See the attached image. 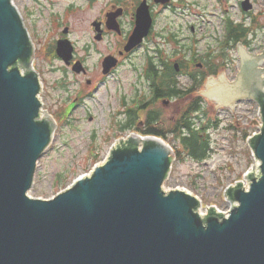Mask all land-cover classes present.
<instances>
[{
  "label": "water",
  "instance_id": "1",
  "mask_svg": "<svg viewBox=\"0 0 264 264\" xmlns=\"http://www.w3.org/2000/svg\"><path fill=\"white\" fill-rule=\"evenodd\" d=\"M243 6L252 8L250 0ZM149 25L148 9L140 8L127 49ZM71 51L60 44L63 57ZM239 54L236 81L212 77L202 91L216 109L247 99L261 108V130L249 140L258 172L246 176L248 187L229 185L228 214L215 205L203 214L191 192L165 191L171 146L135 133L92 174L53 198H35L29 192L56 123L42 113L34 45L20 11L0 0V264H264V51L240 44ZM115 64L107 57L106 71Z\"/></svg>",
  "mask_w": 264,
  "mask_h": 264
},
{
  "label": "rangeland",
  "instance_id": "2",
  "mask_svg": "<svg viewBox=\"0 0 264 264\" xmlns=\"http://www.w3.org/2000/svg\"><path fill=\"white\" fill-rule=\"evenodd\" d=\"M70 2L71 0H61L58 8L62 9ZM223 2L226 3L228 10L222 6ZM240 2L241 0H187L186 3L189 5L186 8L165 10L161 13L160 24L156 30L157 40L168 51L187 48L190 37L199 39L201 48L207 47L214 41L216 35L220 34V24L225 15L232 14L237 20L243 19ZM253 2L255 13L264 12V0H253ZM195 3L198 4L195 6ZM19 5L23 8L28 5V1L21 0ZM34 7L35 5L30 3V8ZM99 7L101 8V4ZM99 7L92 12L76 14L71 18V22L75 23L72 27V38L77 41L81 54L89 53L87 61L90 71L88 75L96 76L97 79H100L97 75L102 74L100 70L102 55L112 51L115 46L114 42H99L101 40L97 39L93 33L91 22L99 16ZM249 19L250 17H247V20ZM260 21L258 25L260 30L252 42L254 49L261 45L264 46V28L262 27L264 16ZM38 24L42 31L48 26L46 19L43 22L40 19ZM96 24L94 23V26ZM190 26L195 28L193 32ZM215 30H217L216 35L213 34ZM173 33H176L177 41H174V38L167 39L170 36L173 37ZM36 43L39 46L37 41ZM90 43L96 48L89 46L90 48L85 52V46ZM42 46L48 48L51 44L42 43ZM234 54L237 61H240L238 52ZM142 62L144 59L138 61L139 65ZM130 64V61L122 64L103 84L98 81L99 90L92 91L91 97H87L85 102L73 111V118L68 116L65 121H60L51 146L38 162L35 183L30 190L31 196L51 198L68 187L78 176L89 173L96 163L105 159L116 141L113 136L115 133L113 124H118L119 121L116 119L122 118L118 117V112L123 109L122 100L127 99V103L131 105L132 98L136 97L135 87L140 76H138L139 71L133 69ZM39 65L44 72L41 75L44 85L41 98L45 109L50 114L60 113L67 107V103L64 107L65 102H68L71 96L74 97V92L78 87L76 74L72 69L64 68L56 57L45 56L37 67ZM225 73L228 80H232L234 75L230 74V70L228 69ZM187 78L184 77L183 80ZM56 82L59 83L55 87L52 84ZM205 97L210 102V108L214 110V116L223 120L218 128L209 130V141L213 149L204 160H198L189 151L182 149L177 136L174 138L170 136L166 141L180 150H176L177 160L173 164L171 176L165 182V188L173 189L179 186L186 188L201 199L204 210L206 207L215 205L218 210L227 212L231 206L225 196L226 189L236 181L244 180V174L255 164L246 138L243 134L235 137L237 130L230 126L231 123H235L233 115H237L241 109L243 116H247L248 119L247 122L243 119L240 122L250 132L260 130V121L256 107L249 102L242 103L236 112H233L227 106L216 109L215 104L219 105V103L214 101V104L208 96L205 95ZM161 106L166 115V123L172 124L173 120L168 118V115H172V108L166 109L163 105ZM180 106V103L174 104V117L178 115ZM209 111L212 113V110ZM123 133L120 137L129 134V132Z\"/></svg>",
  "mask_w": 264,
  "mask_h": 264
},
{
  "label": "flooded vegetation",
  "instance_id": "3",
  "mask_svg": "<svg viewBox=\"0 0 264 264\" xmlns=\"http://www.w3.org/2000/svg\"><path fill=\"white\" fill-rule=\"evenodd\" d=\"M21 0H16L19 4ZM28 5L22 8V12L26 23L29 27V30L34 38L35 42L39 43L36 52V67L37 64L41 63L42 58L45 59V56L56 57L62 63V66L66 69H72L76 62L81 63L83 69L81 72H74L76 74L77 81L89 88L86 95H88L91 90H99L97 83L98 80L105 82L106 78L112 76L117 69L124 63L130 61L131 67L139 71L140 76L139 82L135 87L136 100H142L144 96H147V100L143 105L139 104V109H131L128 107L127 99L123 98L122 105L123 109L121 112H118L117 119L119 130H126L129 126L131 117L137 119L139 122V128L146 124V122L155 121L159 124L163 122L164 108H172V115H168L169 119L174 121V104L177 103L178 99H174V86L172 89H163V86L170 81L174 85V75L182 73L183 66L187 64L189 67L202 73L203 70L208 71L213 68L216 63L209 59H198V60H185L177 63L176 74L174 72V59L161 60L163 55V44L157 40V33L155 32V27L160 24L161 12L164 9H167L168 6L161 5L156 2V0H71L69 4H66L62 9L58 8L61 0H27ZM30 3L35 5L34 8H30ZM147 3L153 16V27L151 28L149 34L145 37L143 42L137 47L133 48L131 51H125V47L129 42L131 35L135 29L137 22V11L138 8ZM241 3V2H240ZM101 4V8L99 7ZM100 9L99 16L95 17L91 22L93 25V33L95 37L101 41H110L114 42L116 46L113 47L112 51L107 52L105 55H102L100 60V70L102 74L97 75L100 79H97L96 76H89L88 72L90 71V66L88 64V54L83 53L78 50L77 41L72 38V27L74 22H71L73 15H80L84 12L89 13L95 9ZM46 19L48 26L45 30H41L40 24L37 25L38 21L42 19V22ZM31 20V21H30ZM94 23H97L94 26ZM69 39L75 46L74 56L69 61V64L62 58H59L57 55V43L60 40ZM42 43H48V48H44ZM96 48L95 45L88 44L85 46L84 51L88 50L90 47ZM118 48V49H117ZM88 52V51H87ZM141 52V53H140ZM108 55H113L118 58V66L113 68L110 73H103V62L104 58ZM144 62L139 65L138 61ZM144 64L147 66L151 72H158L155 76V80L152 82L149 80V77L146 75ZM164 66L166 73L169 75L168 78L161 75V67ZM41 69L40 65L37 67ZM214 69V68H213ZM212 69V70H213ZM182 70V71H181ZM42 72V71H41ZM59 82H56L54 85L57 86ZM50 87V84H49ZM80 91L83 93L84 87L80 86ZM137 94H139L137 96ZM146 94V95H145ZM135 99L132 98V101ZM77 100V98H75ZM62 113H57L58 116H61ZM133 114V115H132ZM132 115V116H131ZM152 120V121H151ZM194 146H197V141ZM209 151V150H207ZM201 150H190V154L197 159L196 155L200 153Z\"/></svg>",
  "mask_w": 264,
  "mask_h": 264
},
{
  "label": "trees",
  "instance_id": "4",
  "mask_svg": "<svg viewBox=\"0 0 264 264\" xmlns=\"http://www.w3.org/2000/svg\"><path fill=\"white\" fill-rule=\"evenodd\" d=\"M249 32V28L244 27L242 24L236 25L232 22L228 25V41H233L237 43L239 41H243ZM230 33V34H229ZM222 67V65H221ZM194 84L191 89H180L174 87V96H178L181 99H187L191 102L186 109V114L192 113L200 108V102L204 100V98L197 94L198 90H200L206 79L205 74L193 73ZM133 125V124H131ZM193 122L189 121L187 118L179 120L174 126V135L177 137H181V146L182 148L188 150H201L200 153L196 155L198 160H204L210 153L209 150V141H204L202 137L199 136V133L192 128ZM185 129H189L191 131L190 136L184 135ZM246 132V131H245ZM157 135L165 136L164 132H161L157 129H154L153 132ZM247 133V132H246ZM197 141V146H194ZM209 150V151H207Z\"/></svg>",
  "mask_w": 264,
  "mask_h": 264
},
{
  "label": "bare ground",
  "instance_id": "5",
  "mask_svg": "<svg viewBox=\"0 0 264 264\" xmlns=\"http://www.w3.org/2000/svg\"><path fill=\"white\" fill-rule=\"evenodd\" d=\"M254 2H255V1H254ZM255 3H256V2H255ZM194 16H195V15H194ZM184 34H185V33H184ZM229 34H230V33H229ZM189 35H190V34H189ZM182 37H183V36H182ZM115 46H116V45H115ZM202 47H203V46H202ZM117 49H118V48H117ZM257 54H258V53H257ZM262 68H264V65L262 66ZM181 71H182V70H181ZM236 79H237V77H235L234 79L229 80V81H231V82H232V81H236ZM232 83H233V82H232ZM223 113H224V112H223ZM216 144H217V143H216ZM214 146H215V145H214ZM110 153H111V152H109L108 157H109ZM108 157H107V158H108ZM107 158H106V160H107ZM106 160H105V161H106ZM105 161L103 160L102 162H100V164L103 163V162H105ZM97 165H98V164H97ZM97 165H95L94 168H93V169H92L87 175L92 174V172L94 171V169H95V167H96ZM245 185H246V184H245ZM164 188H165V186H164ZM171 190H172V189H171ZM165 191H168V189L165 188ZM201 212H202V211H201ZM203 214H205V213H203Z\"/></svg>",
  "mask_w": 264,
  "mask_h": 264
}]
</instances>
